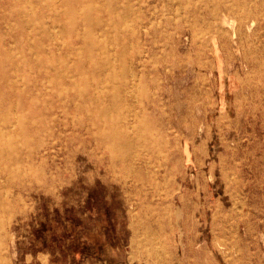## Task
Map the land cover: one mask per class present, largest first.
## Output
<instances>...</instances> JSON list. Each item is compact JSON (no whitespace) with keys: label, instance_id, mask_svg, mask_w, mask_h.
I'll return each instance as SVG.
<instances>
[{"label":"rangeland","instance_id":"1","mask_svg":"<svg viewBox=\"0 0 264 264\" xmlns=\"http://www.w3.org/2000/svg\"><path fill=\"white\" fill-rule=\"evenodd\" d=\"M2 131L0 264H264V0H0Z\"/></svg>","mask_w":264,"mask_h":264},{"label":"bare ground","instance_id":"2","mask_svg":"<svg viewBox=\"0 0 264 264\" xmlns=\"http://www.w3.org/2000/svg\"><path fill=\"white\" fill-rule=\"evenodd\" d=\"M70 2V1H69ZM182 7H183V5H182ZM225 10L227 11V12H230L231 10H232V8L231 7H226L225 8ZM211 11V10H210ZM254 23V22H253ZM49 24V23H48ZM252 24V23H251ZM229 25V24H228ZM56 27V26H55ZM213 29V30H212ZM249 30V29H248ZM219 31L220 32H222V31H224L223 29H221V28H219V27H215V28H207V29H204L202 32L203 33H209V34H211V41H212V43H213V46H214V48L215 49H217V45H216V43H217V35H218V33H219ZM187 43V42H186ZM236 48V47H235ZM174 49H175V53H173V55H174V61H175V64L174 65H171L170 66V68H169V75L170 76H172V75H174V73H176V74H178V73H180L181 71H183L184 70V63H183V55H181V54H179L180 52V50H179V46H178V44H177V42L175 43V45H174ZM239 49V48H238ZM85 59V58H84ZM114 59V58H113ZM39 64V63H38ZM197 65V64H196ZM130 68H131V66H130ZM203 70V69H202ZM224 72V71H223ZM131 74V73H130ZM133 74V73H132ZM133 77V76H132ZM218 77V76H217ZM235 79V78H234ZM234 81V80H233ZM134 84V83H133ZM136 86H137V84H136ZM138 88V87H137ZM237 89V88H236ZM129 90V89H128ZM158 93L160 94V95H165L166 94V89L165 88H163V87H159L158 88ZM126 91V90H125ZM132 91V90H131ZM136 92V91H135ZM130 94V93H129ZM135 94V93H134ZM135 99V98H134ZM137 100V99H136ZM133 103V102H132ZM134 104V103H133ZM151 104H153V102H151V100H149V101H147V105H151ZM229 104V103H228ZM219 105V104H218ZM25 107V106H24ZM64 110V109H63ZM138 110V109H137ZM227 110V109H226ZM65 111V110H64ZM223 112V111H222ZM45 119H46V122H49L48 120H53L55 123H57L58 122V120L56 119V116H51V114L47 111L46 112V115H45ZM89 119H93V123H94V125H97L98 124V122H97V117H93V118H91V117H89ZM126 124H128V126H130L131 124H130V121L127 119L126 121ZM62 126V125H61ZM6 132H4V131H2V132H0V164L1 163H3V162H9L10 161V159H11V156H12V148H11V146H10V144L8 143V142H5V138H6ZM29 136V135H28ZM161 137H157L156 139H155V142H156V145L155 146H153L154 147V149H156V151L158 150L159 151V149L161 148V147H163L162 146V144H161V139H160ZM3 139V140H2ZM105 137L104 136H96V137H93L92 138V143L94 144V148H93V155H94V157H95V162L96 163H98V164H100L101 163V161L104 159V157H105V154H104V152L106 151L105 150V147H106V145H105ZM133 145V144H132ZM135 146V145H134ZM133 146V147H134ZM150 146V145H149ZM130 147H131V145H130ZM153 147L152 148H148L150 151H152V153H154L155 152V150L153 149ZM135 148V147H134ZM133 150H135V149H133ZM99 153H101V155H99ZM133 153V152H132ZM135 153V152H134ZM144 159V158H143ZM147 162H148V160H147ZM108 165V164H107ZM146 168V167H145ZM7 170V169H6ZM146 171V170H145ZM225 178V177H224ZM179 181V180H178ZM200 203H202V202H200ZM0 205H2V203H0ZM5 205V204H4ZM233 206V205H232ZM236 207H237V205H235ZM2 208V207H1ZM212 209V208H211ZM199 210V209H198ZM174 211H175V209H174ZM175 213V212H174ZM176 223H178V222H176ZM178 225V224H177ZM236 225V224H235ZM131 239H134V238H131ZM131 244H132V242H131ZM133 246V245H132ZM131 246V247H132ZM130 249V248H129ZM157 251V250H156Z\"/></svg>","mask_w":264,"mask_h":264}]
</instances>
